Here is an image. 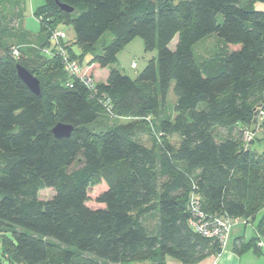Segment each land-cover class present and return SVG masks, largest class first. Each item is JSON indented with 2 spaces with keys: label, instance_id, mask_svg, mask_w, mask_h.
I'll use <instances>...</instances> for the list:
<instances>
[{
  "label": "trees",
  "instance_id": "1",
  "mask_svg": "<svg viewBox=\"0 0 264 264\" xmlns=\"http://www.w3.org/2000/svg\"><path fill=\"white\" fill-rule=\"evenodd\" d=\"M9 1L0 0V263L195 264L221 248L190 228L191 192L207 217L246 220L247 245L264 253V151L252 149L264 142V12L253 7L264 0H43L32 15L37 45L24 41ZM64 26L74 41L63 50L107 68L104 83L87 87L62 55L44 53ZM213 35L216 46L197 54ZM136 38L156 57L131 78L115 65ZM17 65L38 79L40 96ZM171 88L174 115L161 119ZM58 123L73 128L69 138L52 135ZM143 124L161 140L154 147L138 140ZM257 125L262 138L247 143ZM217 127L240 136L221 139ZM102 179L91 208L88 189ZM44 189L53 196L39 199Z\"/></svg>",
  "mask_w": 264,
  "mask_h": 264
},
{
  "label": "rangeland",
  "instance_id": "2",
  "mask_svg": "<svg viewBox=\"0 0 264 264\" xmlns=\"http://www.w3.org/2000/svg\"><path fill=\"white\" fill-rule=\"evenodd\" d=\"M264 4V3H261ZM261 11V10H259ZM32 13L27 11V14H25L27 21L32 22L35 27L37 26V23L35 21V19L31 16ZM28 22V23H30ZM62 29H59L61 31H63L65 39L64 41L66 42V35H68V30H70V32H72V30L70 29V27L64 26L61 27ZM217 37L213 35V37L207 38L205 40H202L198 43L197 45V49L196 52L199 55H207V53H209V51L214 48L216 46V42H217ZM131 45H129V47H125L124 49H122L117 56H120L119 61L117 62V64L115 65V67L120 70L121 72H123L124 74L128 75L131 78H135L138 73H140L148 60H151L152 58L156 57V50H150V51H145L144 50V46L143 43L141 41V39L136 38L132 41V43H130ZM176 44V39H174L171 44H170V48L173 49L174 46ZM196 48V47H195ZM49 49V48H47ZM63 49V48H62ZM76 52L77 49H75ZM48 55V54H47ZM64 55L67 57V59L69 61H74L77 63V65L79 66V77H76L77 79L79 78H85V77H90L89 75H85L84 73V69L87 68L88 65V58H84L81 62V64L76 61V60H72L69 58L67 52L64 50ZM49 57H52L53 55H48ZM131 62L136 63L137 69L133 70L131 69ZM62 63H65V61L63 60L62 57ZM63 70H65V65L63 64ZM67 75L70 78H74L75 76H72L68 71H66ZM78 79V80H79ZM92 80L94 81V79L92 78ZM80 81V80H79ZM95 82V81H94ZM175 102V96L174 93L172 92V88L170 89L168 95H167V99L165 102V108L164 111L162 112V114H164L161 119L163 118H169L172 119L173 118V105ZM149 120V118H148ZM130 120H128V118H117L115 120V123L119 124V123H124L127 124ZM130 122H140V121H130ZM140 125V124H139ZM150 130V131H149ZM148 130L147 128V124H143L141 126V129L137 130V136H138V140L145 146L147 147H154V143L157 142L159 143L157 137L155 136V131H154V127H152ZM215 135H217L219 138L223 139L227 136H232V137H236V136H240V134L238 135L237 130L235 129H226L223 127H217L215 128ZM248 133V134H247ZM247 133L245 132L243 134V138L246 139L247 138V143H249L253 137L255 138H262V131L260 130L259 126L257 125L255 127L254 131H247ZM151 134H153L151 136ZM242 137V136H241ZM168 141L173 144L176 145L178 144V138L176 136H171L169 137ZM157 143H155V145H157ZM252 149L255 150L256 153L261 154L264 151V142H255L252 144ZM106 183L105 181L102 179L99 182H97V184L91 185L88 189V196H89V202H88V206L91 208H97L99 207V205H97L94 202V199L97 195H99L101 192H103L106 189ZM54 194V191L51 189H44L41 190L39 192V199L41 200H47L50 197H52ZM145 225L149 228L152 229L155 226V215L153 216H148L146 217V219L144 220ZM251 227L247 226L245 228V237L246 239H249L251 237ZM6 238L10 239V234H6ZM260 242H262L264 244V242L262 240H260ZM1 246V245H0ZM262 259L264 260V254L263 256H261ZM139 264V263H138Z\"/></svg>",
  "mask_w": 264,
  "mask_h": 264
},
{
  "label": "crops",
  "instance_id": "3",
  "mask_svg": "<svg viewBox=\"0 0 264 264\" xmlns=\"http://www.w3.org/2000/svg\"><path fill=\"white\" fill-rule=\"evenodd\" d=\"M43 2V0H10L8 3H6L5 6L7 10H10L13 13L15 12L17 17L19 18L21 31L25 34L24 36H22L24 41L30 42L35 45L41 42L38 22H36L37 26L35 27L32 22L27 21L25 14H27L28 11L33 15V12L41 7L43 5ZM253 7L255 10H261L262 12H264V4L255 2L253 4ZM73 41L74 34L73 32H70V30H68V35H66V42ZM130 43L127 47L131 45ZM73 49L74 51L75 49H77L78 52H75L80 53L79 48L74 47ZM117 58V60L119 61L120 56H118ZM132 63L133 62H131L130 64ZM136 69L137 66L134 70ZM108 72L109 70L107 68L101 69L96 65H89L84 69L85 75L91 76L96 83H104L108 76ZM247 226H250V224H242L240 222H236L230 230L225 248L223 250H220V252H218L217 254H211L204 257L201 261L195 264H264V260L261 257L264 253L254 251L250 245H247L254 234L253 229L250 226L251 237L249 239H246L245 228ZM166 264L183 263L168 258Z\"/></svg>",
  "mask_w": 264,
  "mask_h": 264
},
{
  "label": "built area",
  "instance_id": "4",
  "mask_svg": "<svg viewBox=\"0 0 264 264\" xmlns=\"http://www.w3.org/2000/svg\"><path fill=\"white\" fill-rule=\"evenodd\" d=\"M34 18V17H33ZM36 22L38 19L34 18ZM65 39L64 33L60 30H55L50 34V48L45 49L44 53L51 55L59 53L62 55L65 63V70L68 71L72 76L79 77V66L74 61H69L64 55V50L62 49L61 42ZM53 50V51H52ZM13 55L17 56V51H13ZM136 68V63L131 64V69ZM79 79V78H78ZM82 82L87 87H92L94 81L90 77L80 78ZM71 87L70 83L67 84ZM188 211L189 219L188 223L190 228L197 234L204 238L216 240L221 250H223L227 244L228 236L234 222H240L242 224H247L246 220L243 219H233L228 216H213L207 217L204 212L200 209V197L196 192H191L188 201ZM257 247L264 252V244L260 241L257 242ZM5 264V263H2Z\"/></svg>",
  "mask_w": 264,
  "mask_h": 264
},
{
  "label": "water",
  "instance_id": "5",
  "mask_svg": "<svg viewBox=\"0 0 264 264\" xmlns=\"http://www.w3.org/2000/svg\"><path fill=\"white\" fill-rule=\"evenodd\" d=\"M58 8L64 12H71V8L59 4L55 1ZM17 76L22 81V83L36 96H40V84L38 79L33 76L28 70L20 65L16 66ZM73 128L70 125H65L58 123L52 129V135L57 138H69L72 133Z\"/></svg>",
  "mask_w": 264,
  "mask_h": 264
},
{
  "label": "bare ground",
  "instance_id": "6",
  "mask_svg": "<svg viewBox=\"0 0 264 264\" xmlns=\"http://www.w3.org/2000/svg\"><path fill=\"white\" fill-rule=\"evenodd\" d=\"M236 219H242V218H236ZM243 220H244V219H243ZM234 224H235V222H234ZM234 224H233V225H234Z\"/></svg>",
  "mask_w": 264,
  "mask_h": 264
}]
</instances>
